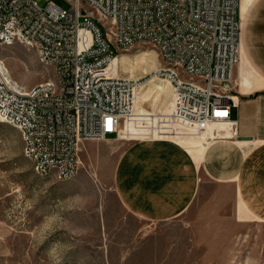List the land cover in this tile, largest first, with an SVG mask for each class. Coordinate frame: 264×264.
Returning a JSON list of instances; mask_svg holds the SVG:
<instances>
[{
  "label": "built area",
  "instance_id": "obj_1",
  "mask_svg": "<svg viewBox=\"0 0 264 264\" xmlns=\"http://www.w3.org/2000/svg\"><path fill=\"white\" fill-rule=\"evenodd\" d=\"M67 1L68 9L52 1L42 7L37 0H0V46L34 47L55 69L27 87L0 58V121L19 130L23 154L39 175L72 178L85 139L185 136L207 144L239 137L228 84L239 61L241 0ZM138 43L155 46L166 63L154 75L172 87L167 112L136 117L141 79L112 69L120 50ZM128 125L131 134L124 135Z\"/></svg>",
  "mask_w": 264,
  "mask_h": 264
},
{
  "label": "rangeland",
  "instance_id": "obj_2",
  "mask_svg": "<svg viewBox=\"0 0 264 264\" xmlns=\"http://www.w3.org/2000/svg\"><path fill=\"white\" fill-rule=\"evenodd\" d=\"M37 1L42 7L49 1L71 7L67 0ZM111 49L118 51L115 45ZM0 58L12 78L27 87L55 74L34 47L20 42L0 46ZM165 65L150 43L120 50L118 73L138 77L143 85L136 92V117L168 111L172 87L154 75ZM184 139L203 142L177 140ZM102 142L83 140L78 172L59 180L39 175L23 154L19 130L0 121V264H264V219L235 217L231 185L208 181L183 216L142 220L113 190V159L92 150Z\"/></svg>",
  "mask_w": 264,
  "mask_h": 264
},
{
  "label": "crops",
  "instance_id": "obj_3",
  "mask_svg": "<svg viewBox=\"0 0 264 264\" xmlns=\"http://www.w3.org/2000/svg\"><path fill=\"white\" fill-rule=\"evenodd\" d=\"M239 17V61L231 83L238 138L205 144L111 135L92 149L113 159V190L124 208L142 220L166 222L183 216L208 181L234 188L237 219H264V1L252 0L243 8L241 0ZM128 129L124 135L131 134Z\"/></svg>",
  "mask_w": 264,
  "mask_h": 264
},
{
  "label": "bare ground",
  "instance_id": "obj_4",
  "mask_svg": "<svg viewBox=\"0 0 264 264\" xmlns=\"http://www.w3.org/2000/svg\"><path fill=\"white\" fill-rule=\"evenodd\" d=\"M251 0H243V8L246 6V3L247 2H250ZM119 58V56L115 59V61H114V63H113V65H112V69L113 70H115L116 69V65H117V59ZM248 82V81H247ZM143 85H141L139 88H141ZM138 88V89H139ZM137 89V90H138ZM137 90H136V92H137Z\"/></svg>",
  "mask_w": 264,
  "mask_h": 264
},
{
  "label": "water",
  "instance_id": "obj_5",
  "mask_svg": "<svg viewBox=\"0 0 264 264\" xmlns=\"http://www.w3.org/2000/svg\"><path fill=\"white\" fill-rule=\"evenodd\" d=\"M243 138H245V139H246V138H250V137H243Z\"/></svg>",
  "mask_w": 264,
  "mask_h": 264
}]
</instances>
